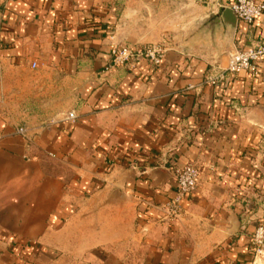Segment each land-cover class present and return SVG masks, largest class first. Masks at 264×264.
Listing matches in <instances>:
<instances>
[{"label":"crops","instance_id":"crops-1","mask_svg":"<svg viewBox=\"0 0 264 264\" xmlns=\"http://www.w3.org/2000/svg\"><path fill=\"white\" fill-rule=\"evenodd\" d=\"M235 1L0 0V264L82 244H133L142 264H264V57L204 83L264 43V14L207 28ZM151 43L161 66L104 72L115 46ZM188 162L198 188L171 219Z\"/></svg>","mask_w":264,"mask_h":264},{"label":"built area","instance_id":"built-area-1","mask_svg":"<svg viewBox=\"0 0 264 264\" xmlns=\"http://www.w3.org/2000/svg\"><path fill=\"white\" fill-rule=\"evenodd\" d=\"M239 19L253 24L264 14V0H236L231 6ZM167 47L161 43L146 45H117L111 51V59L104 68V72H113L119 69H134L138 63L148 62L153 67L162 65L166 57ZM264 57V43L248 49H233L228 53L225 67L212 65L206 75L204 83L218 86L228 81L231 75L242 72H258V63ZM37 63H33L35 67ZM78 118L77 111H68L63 121L74 122ZM17 132L22 135L28 133V128L20 126ZM200 169L194 163L188 162L176 170L177 191L163 204L166 216L175 219L182 213V201L198 188ZM252 249L256 254L264 251V224L258 225L252 238Z\"/></svg>","mask_w":264,"mask_h":264},{"label":"rangeland","instance_id":"rangeland-1","mask_svg":"<svg viewBox=\"0 0 264 264\" xmlns=\"http://www.w3.org/2000/svg\"><path fill=\"white\" fill-rule=\"evenodd\" d=\"M264 224V220L260 222ZM259 224V225H260ZM84 244L78 251L71 248L64 252L39 249L33 251V264H142L143 255L138 253L136 246L119 253L121 247L117 245H102L100 247L85 249ZM42 250V252H41ZM118 251V253H116ZM264 255V251L259 253Z\"/></svg>","mask_w":264,"mask_h":264},{"label":"water","instance_id":"water-1","mask_svg":"<svg viewBox=\"0 0 264 264\" xmlns=\"http://www.w3.org/2000/svg\"><path fill=\"white\" fill-rule=\"evenodd\" d=\"M238 16L233 11L231 7H226L223 9L220 16L214 18L207 26L208 27H216L217 25H222L223 23H227L232 29L235 28L238 22Z\"/></svg>","mask_w":264,"mask_h":264}]
</instances>
